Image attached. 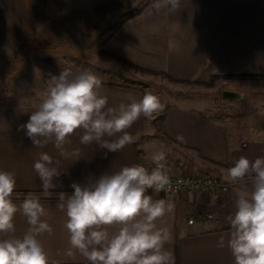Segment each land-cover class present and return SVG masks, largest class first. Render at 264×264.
<instances>
[{"label":"crops","instance_id":"1","mask_svg":"<svg viewBox=\"0 0 264 264\" xmlns=\"http://www.w3.org/2000/svg\"><path fill=\"white\" fill-rule=\"evenodd\" d=\"M105 47L128 63L179 84L204 83L214 77L224 80L226 89L247 93L262 90L264 79L221 76H264V0H180L175 12L164 7L157 11L154 7L115 29ZM129 77L132 80L100 79L109 106L127 102L129 94L140 99L146 91L153 93L150 87L134 83L147 78L135 74ZM169 97L160 94L165 105L161 116H141L128 130L135 137L134 142L119 152H108L95 142L80 144L83 133L78 130L66 145L69 151L80 150L77 161L60 157L52 143L35 147L25 132L18 130L38 103H0V170L15 174L13 199L17 205L29 193L40 197L48 212L42 219L53 232L39 239L53 264H89L78 252L72 257L65 255L68 232L64 227L65 213L59 208V194L70 195L73 183H92L123 166L140 164L151 170L155 167L151 156L161 147L166 151L164 165L168 175H208L226 186L224 191H149L153 199L171 197L174 201V214L165 217V221L172 229L173 242L166 247L173 252L175 264H234L226 242L231 231L228 217L235 212L238 185L229 182L227 169L240 156L250 160L264 156V102L249 97L226 100L217 108L216 102L197 94L181 93L176 101ZM178 135L184 137L183 142L176 139ZM41 152L60 161L61 174L53 178L56 187L47 194L33 170ZM14 225L18 236L27 230V220L21 212H17ZM221 237L225 239L223 248L218 247Z\"/></svg>","mask_w":264,"mask_h":264},{"label":"clouds","instance_id":"2","mask_svg":"<svg viewBox=\"0 0 264 264\" xmlns=\"http://www.w3.org/2000/svg\"><path fill=\"white\" fill-rule=\"evenodd\" d=\"M154 7L175 12L180 0H157ZM102 81L90 70L74 73L64 68L59 75L49 74V85L31 112L28 121L19 126L35 147L49 143L65 160L80 159V150L69 151L66 145L79 130V142H95L108 152H119L132 144L135 137L129 129L140 119H155L165 105L149 91L140 99L129 94L127 102L109 106L102 94ZM176 139L184 141L178 135ZM151 170L140 164L123 166L119 171L104 174L94 182L73 183L72 194H59V208L65 213L64 227L68 232L66 256L78 252L89 264H175L173 252L166 247L173 242L172 229L165 217L174 214L171 197L153 199L155 193L171 190L165 170L166 151L151 156ZM60 161L41 152L33 170L45 194L56 185ZM230 183L238 185L235 212L228 217L231 231L226 246L234 264H264V156L250 160L234 159L227 169ZM250 185V186H249ZM15 174L0 170V264H53L39 239L53 229L44 219L47 210L38 195L27 194L17 205L13 199ZM17 212L26 217L28 228L16 235L14 218ZM225 246L223 237L218 247ZM58 264V262H57Z\"/></svg>","mask_w":264,"mask_h":264},{"label":"rangeland","instance_id":"3","mask_svg":"<svg viewBox=\"0 0 264 264\" xmlns=\"http://www.w3.org/2000/svg\"><path fill=\"white\" fill-rule=\"evenodd\" d=\"M156 2L0 0V103H39L49 85V74L59 75L71 68L74 73L90 70L100 79L142 76L147 80L134 83L150 87L158 97L170 95L171 101L178 94L190 93L216 102L217 108L226 104L221 98L224 80L179 84L162 74L138 70L106 50L105 42L115 29L140 10L153 9ZM249 93L252 99L264 102V88Z\"/></svg>","mask_w":264,"mask_h":264},{"label":"built area","instance_id":"4","mask_svg":"<svg viewBox=\"0 0 264 264\" xmlns=\"http://www.w3.org/2000/svg\"><path fill=\"white\" fill-rule=\"evenodd\" d=\"M144 166V165H143ZM171 190L168 193H178L184 190H194L200 188L214 189L218 191H224L226 189L225 184L220 182L217 178L200 175V176H190V175H180V176H170ZM191 221V220H190Z\"/></svg>","mask_w":264,"mask_h":264},{"label":"water","instance_id":"5","mask_svg":"<svg viewBox=\"0 0 264 264\" xmlns=\"http://www.w3.org/2000/svg\"><path fill=\"white\" fill-rule=\"evenodd\" d=\"M249 94L245 93V92H241L238 90H234V89H223L221 91V98L223 100H244L249 98ZM161 116V114H159L158 116H156V118H159Z\"/></svg>","mask_w":264,"mask_h":264},{"label":"trees","instance_id":"6","mask_svg":"<svg viewBox=\"0 0 264 264\" xmlns=\"http://www.w3.org/2000/svg\"><path fill=\"white\" fill-rule=\"evenodd\" d=\"M157 1V0H154V2ZM141 12V10L139 11ZM137 12V13H139ZM119 59H122V58H119ZM124 60V59H122ZM125 61V60H124ZM133 67L137 68L138 70H141V71H146V72H151L150 70H146V69H143V68H140L136 65H133L131 64ZM217 77V76H216ZM222 78H225V79H229V78H237V79H245V80H254V79H264V76L263 75H253V74H241V75H223L221 76ZM214 77H212L213 79Z\"/></svg>","mask_w":264,"mask_h":264}]
</instances>
